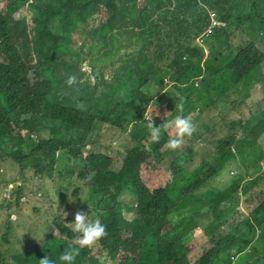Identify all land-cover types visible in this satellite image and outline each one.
I'll return each mask as SVG.
<instances>
[{"label":"trees","instance_id":"trees-1","mask_svg":"<svg viewBox=\"0 0 264 264\" xmlns=\"http://www.w3.org/2000/svg\"><path fill=\"white\" fill-rule=\"evenodd\" d=\"M2 1L0 60L18 59L15 79L0 64V103L18 105L13 120L0 112V184L10 195L2 208L31 202L24 212L36 221L45 214L30 189L38 182L39 198L57 199L41 244L73 246L63 214L70 198L81 202L80 212L106 225L102 239L81 248L82 264H190L187 256L264 264L256 262L264 255V104L246 120L233 117L255 85L264 94V0ZM22 7L27 18L15 21ZM213 12L226 16V28L212 29ZM169 85L171 98L149 92ZM146 110L154 126L177 115L192 122L184 141L209 150L199 167H188L192 145L167 149L171 128L149 140ZM108 128L131 139L118 169L99 146ZM167 161L164 177L143 178ZM37 247L14 261H36ZM7 258L0 249V264Z\"/></svg>","mask_w":264,"mask_h":264},{"label":"rangeland","instance_id":"rangeland-1","mask_svg":"<svg viewBox=\"0 0 264 264\" xmlns=\"http://www.w3.org/2000/svg\"><path fill=\"white\" fill-rule=\"evenodd\" d=\"M0 7L5 9V4L3 3L2 0H0ZM25 18H26L25 9L21 8L18 11V13L15 14V21L25 20ZM121 38L123 43L128 41L127 35H124ZM129 41L134 42V39H129ZM125 45L128 47V42ZM131 45H133V43L130 42L129 46ZM0 47H2L0 48V50L7 49L5 45H1ZM105 52H103L102 54L104 55ZM149 92L153 97L156 98H159L162 94H166L168 98H171L172 95H174V91L171 87L169 88L167 93H164L163 91H160L155 87L150 88ZM259 103L264 104V94L262 92L261 87L257 86L252 91L251 99L249 101H246L245 104H243L237 111H235L233 117L242 118L243 120H246V118L249 117L250 113L253 110H255L256 105ZM212 113L214 114L213 111H208L207 114L212 115ZM173 134H174V130L172 129L168 132V139L171 138ZM130 142H131L130 137L125 133L121 132L120 130L108 128L106 129L104 133V139L100 142L99 146L104 154H107L108 156H112L114 158V160L116 161L115 167L118 169L121 164V162L119 161V157L121 154L125 152L124 147H126ZM260 142L264 147V139H261ZM190 145L193 146L194 154H196V156L188 164V167L190 169H193L201 165L203 159L207 157V154H209V150L206 145L183 141L182 145L177 149V151L182 152L184 151V149H186L187 146ZM167 149H165V151ZM91 151L93 152L94 149H92ZM168 171H169V163L167 161L165 164L163 163L162 165H157V164L152 165L150 169H146L142 172V176L143 178L146 179V181L151 182L153 180L164 177V175L169 173ZM252 176L254 177V174ZM49 188H50V184L46 185L44 190L46 191ZM30 189L33 191L34 194L33 199L41 200L42 203L44 204L43 208L45 209V214H41L37 216L36 221H34L24 212L25 208L28 205H32L31 202H29L23 209L20 210L16 208H12L8 210L7 206H4L2 208L4 199H8L10 195L9 193H5V190L2 188L0 184V247L8 252V258L6 260L8 264H17L13 259L14 255L25 254L26 252L31 253L30 248L35 249V247L37 246L38 247L36 248L37 250L36 254L38 255V259L34 262H28V264H39L38 260L42 259L45 255H49L50 258H56L58 260L60 251H63L64 248H68L72 246L58 242L57 238H53V240L45 244H41V240L45 232L44 227L46 226V219L50 214L51 210L53 209L51 204L57 203V199L56 197L47 200L39 198V194L42 193L38 182H34L33 184H31ZM73 191L74 189L72 188L71 192ZM133 199L134 198L132 199L126 198L128 202L125 203H128L131 206L133 205ZM70 203L74 204L76 202H74L70 198ZM133 212H135V208L132 206V212L129 213V216H131ZM63 216H65V220H66L68 215L67 213H65L63 214ZM73 219L74 217L69 219L68 223L72 222ZM21 225H23V227H21ZM5 235H7V238L4 237ZM25 237H27L28 240L31 241L30 246L24 241ZM205 243H206V238L202 236L201 245H200L202 249L205 248L206 246ZM149 255H150V251H149V247H147L146 250L143 252L142 261L145 262ZM82 261H83V251L80 249L73 264H82ZM194 261L195 260L191 259V262ZM256 261L264 262V255L258 257Z\"/></svg>","mask_w":264,"mask_h":264},{"label":"clouds","instance_id":"clouds-1","mask_svg":"<svg viewBox=\"0 0 264 264\" xmlns=\"http://www.w3.org/2000/svg\"><path fill=\"white\" fill-rule=\"evenodd\" d=\"M213 14L214 16L211 15L212 23H213L212 29L215 30L216 28H221V29L226 28L228 22L226 16L223 13H221L220 17H218L215 12H213ZM26 18H27V14H26ZM248 24L252 25V21H250ZM131 43L134 42L131 41ZM108 50L105 52V54L108 52ZM0 64L5 65L4 74L11 79H15V74L18 69V59H15L13 62L9 64L6 62V59H3L0 60ZM76 82H77L76 77L73 75H69L65 81V83L69 86L74 85ZM257 86L258 85H255V87ZM17 111H18V105L16 102H13L11 104L0 103V112H2L5 118L9 120L14 119V117L17 114ZM144 113L145 114L143 115V120L146 121L145 127L149 133V140L151 142H159L161 140V133L163 129L171 128L174 130V135L166 141V147L168 149L171 150L178 149L182 145L184 138L190 136L191 133L193 132L192 122L186 116L177 115L170 121H165L159 126H154L152 122L153 115L148 114L147 110ZM8 199H10V196L8 197ZM74 202L76 203L72 205L73 209L67 212L68 215L67 219L66 220L63 219L66 225L70 227V231L74 234V245L68 248H64L63 251H60L58 260L56 258H50L49 255H45L42 259L38 260L39 264H58V261L59 264H73L81 248L93 246L106 235V225L102 223L99 219H90L89 215L80 212L81 209H83L81 205L82 203L81 202L79 203L78 200ZM73 217L74 219L72 220V222L68 223L69 219ZM0 249L3 250L1 247ZM187 258L190 264H194L196 262V261L191 262L189 256H187ZM258 263H263V262H258Z\"/></svg>","mask_w":264,"mask_h":264}]
</instances>
